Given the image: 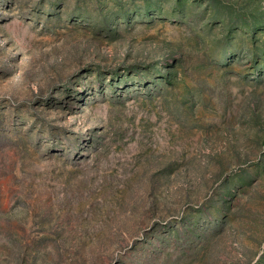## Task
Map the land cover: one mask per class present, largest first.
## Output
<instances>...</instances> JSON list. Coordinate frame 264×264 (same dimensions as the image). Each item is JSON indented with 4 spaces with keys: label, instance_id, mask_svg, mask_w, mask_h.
Listing matches in <instances>:
<instances>
[{
    "label": "rangeland",
    "instance_id": "obj_1",
    "mask_svg": "<svg viewBox=\"0 0 264 264\" xmlns=\"http://www.w3.org/2000/svg\"><path fill=\"white\" fill-rule=\"evenodd\" d=\"M0 264H264V0H0Z\"/></svg>",
    "mask_w": 264,
    "mask_h": 264
}]
</instances>
